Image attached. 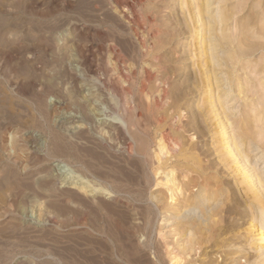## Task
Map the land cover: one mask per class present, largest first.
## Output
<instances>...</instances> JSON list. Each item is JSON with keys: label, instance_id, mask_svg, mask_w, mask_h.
Listing matches in <instances>:
<instances>
[{"label": "bare ground", "instance_id": "obj_1", "mask_svg": "<svg viewBox=\"0 0 264 264\" xmlns=\"http://www.w3.org/2000/svg\"><path fill=\"white\" fill-rule=\"evenodd\" d=\"M221 2L185 0L190 20L180 6V0H92L88 4L96 73L90 77V90L79 86L82 92L87 91L86 94L79 93V87H72L67 94L68 99L65 97L67 101L60 106L65 110L73 104L83 106L92 119L98 146L103 151L107 150L104 155L108 157L104 160L112 168L107 172L110 180L92 177L89 181L75 171H69L61 182L85 197L90 196L95 205V195H103L109 196L111 202L123 203L130 209L139 206L125 199L126 186L136 185L143 192H149L153 187L161 189L160 194L154 196L139 194L142 202L150 204L144 208L140 205V223L133 224L128 230L130 240L126 241L128 247L123 252L113 250L117 248V237L114 240L109 234L96 231L84 213L77 219V227L99 237V241L105 238L113 248L112 252L117 258L122 256L125 264L142 263L144 253L141 252L152 249L154 264H264V173L256 168L255 162L251 163L245 142L227 132L230 126L225 112L230 111L227 102L234 100L236 93L242 95V91L238 89L235 93L233 89V85H239L238 78L234 81L230 76L223 77L226 74L223 71L225 63L219 52L224 32L216 29V25L227 20L219 6ZM215 3L218 6L213 13L212 5ZM167 10L170 14L161 20V15ZM80 11L84 18L87 13H83L84 9ZM108 12H112L115 18L112 16V19ZM80 25L82 29L86 24ZM199 33L201 37L195 41V49L205 59L197 62V71L187 73L181 82L172 86L177 68L191 67L185 62L192 58L186 52L181 56L190 42L180 41L181 37L193 36L196 39ZM126 37L131 44L129 53L124 47ZM74 43L63 42L60 45L64 57H74ZM101 55L103 59H100ZM175 63L176 67L173 66ZM113 65L118 71L114 82L111 75ZM134 68L140 72L139 83L133 76V73L136 75L132 73ZM134 87L136 92L132 93ZM211 87L215 90L214 100L209 92ZM62 114L60 137L72 140L77 135L73 132L83 127L84 120L73 114L66 116L69 114L67 111ZM211 126H214L212 130ZM212 131L214 133L211 134ZM208 135L211 138L215 136L214 148H204L207 143L199 145L198 139ZM213 153L218 154L217 161L209 159ZM220 166L235 170L232 184L231 178L224 179L229 175L221 171ZM154 201L155 204L151 205ZM109 209V212H114L113 208ZM157 215H160L157 221L160 225L155 227ZM169 223L171 225L166 226ZM169 234L172 235L170 239L167 238ZM141 237L145 238L143 242L139 240ZM82 238L74 247L77 264H101L103 258H109L107 245L104 248L101 242L100 247L95 239L87 241ZM246 246L255 251V255L243 252L236 258Z\"/></svg>", "mask_w": 264, "mask_h": 264}, {"label": "rangeland", "instance_id": "obj_2", "mask_svg": "<svg viewBox=\"0 0 264 264\" xmlns=\"http://www.w3.org/2000/svg\"><path fill=\"white\" fill-rule=\"evenodd\" d=\"M89 1L92 2V0L16 2L0 0V264H77L75 246L82 235L87 237V241H92L90 238H93L95 242H100V244L97 242L98 246L103 243L104 248L106 245L109 247L110 256L103 258L105 261L102 259L103 264H125L122 256L117 258L115 252L119 249L122 252L127 250V242L130 240L127 232L133 224L140 223L138 220V214L142 210L140 205L144 208L150 204L142 202L139 194L147 196L158 195L161 192L159 187L143 192L136 185L126 186L124 197L138 205L137 210L126 208L123 203L111 202L109 196L103 195H95V205L90 196L85 197L72 186L61 182L62 177L69 171H75V174L89 181L92 177L110 180L107 172L112 168L111 164L104 160L108 157L104 155L107 150L103 151L98 146L92 119L83 106L73 104L67 110L60 106L63 101H67V94L73 88L83 86L90 90L92 86L90 77L96 73V57L92 48L94 38L92 19L88 14L91 4ZM180 1V6L190 20L185 0ZM86 4H89L88 7ZM82 5L85 8L84 6L82 8ZM217 6L216 3L212 5L213 13ZM219 6L227 17L222 25H216V29L224 32L219 52L225 63L223 71L226 72V76L223 77L230 76L234 81L238 78L239 85L238 87L233 85V89L235 93L238 89L242 91V95L236 93L234 100L227 102L230 108V111L225 110L230 122L227 132L245 142L251 163L255 162L256 168L264 173V0H222ZM144 7L146 8L145 5ZM83 9L85 10L83 13H87L86 16L83 15L84 18L79 13ZM108 14L115 18L112 12ZM168 14L170 10L161 15V20H165ZM81 23L86 24L82 29ZM200 37L201 33L196 39L193 36L181 37L180 41L190 42L181 52V56L186 52L192 58L185 62L191 67L177 68L172 86L181 82L187 73L197 71V62L205 59V56L200 57L195 49V41ZM126 40L129 41L127 37L124 47L127 49L126 53H129L131 44ZM63 42L76 43L73 58H66L60 52V45ZM102 56L100 59H103ZM176 65L175 63L173 66ZM112 69L115 73H111L114 82L118 71L114 65ZM138 72L137 68L132 71L137 83L141 81ZM79 88V93L81 91L82 95L86 94L87 91L82 92L81 87ZM131 91L136 92V87ZM209 92L213 94L214 100L213 87ZM66 111L69 113L66 116L73 114L72 116L77 119L84 120L83 127L73 132L77 135L74 134L72 140L60 137V117L63 115L62 112ZM212 128L214 126L210 129ZM82 135L87 137L83 138ZM198 141L199 145L207 143L204 148H214L216 144L215 136L211 138L210 135ZM80 146L87 148L84 150ZM86 151H89V154ZM95 151H98L99 156H96ZM75 159L79 163L74 162ZM209 159L217 161L218 154L213 153ZM220 169L229 175L228 178L224 176V179L231 178L232 184L235 180V170L229 166L224 168L220 166ZM103 202L106 203L105 206ZM154 204L155 201L151 205ZM109 207L114 211L111 210V214ZM83 213L89 220L91 219L96 231L105 232L114 240L116 237L117 240L120 239L116 240L118 249L109 246L105 238L99 241V237L77 227V219ZM121 214L124 215L123 218ZM158 219L160 215L154 220L155 227L160 225ZM170 225L171 223L166 226ZM167 238H172V235L169 234ZM144 239L141 237L139 240L143 242ZM112 249L115 252H112ZM152 250L142 251L144 263L138 264H154ZM243 252L255 255V251L246 246L236 258ZM241 262L244 263V260Z\"/></svg>", "mask_w": 264, "mask_h": 264}]
</instances>
